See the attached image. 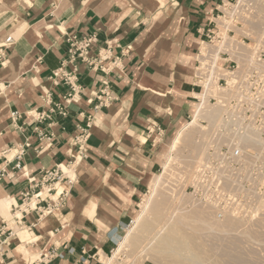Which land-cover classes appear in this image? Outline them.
<instances>
[{
	"label": "crops",
	"instance_id": "1",
	"mask_svg": "<svg viewBox=\"0 0 264 264\" xmlns=\"http://www.w3.org/2000/svg\"><path fill=\"white\" fill-rule=\"evenodd\" d=\"M25 1L0 0V45L14 40L0 65V152L10 150V160L28 143L18 163L39 177L73 161L78 126L90 120L91 131L63 208L25 230L29 241L19 232L3 248L0 264H18L13 251L19 245L35 258L54 249L60 257L47 264H98L100 253L115 250L112 236L132 223L138 201L159 172L162 142L190 118L197 89L187 75L201 41L198 29L208 26L222 0H166L164 6L154 0ZM92 35L96 42L88 56L109 47L122 60V71L105 74L70 61L68 38ZM55 71L74 77L80 87L70 99V88L55 84ZM105 85L113 99L107 107L98 100ZM147 90L161 95L159 106L169 112L148 107ZM58 105L65 117L58 110L49 115ZM38 114L49 119L37 122ZM157 129L163 137L153 145ZM16 164L0 158V223L28 188ZM35 222L33 214L25 218L26 226Z\"/></svg>",
	"mask_w": 264,
	"mask_h": 264
},
{
	"label": "built area",
	"instance_id": "2",
	"mask_svg": "<svg viewBox=\"0 0 264 264\" xmlns=\"http://www.w3.org/2000/svg\"><path fill=\"white\" fill-rule=\"evenodd\" d=\"M251 3L250 0H222L208 26L198 29L201 41L194 55L193 87L198 90L199 96L206 98L212 105L220 106L224 113L223 124L217 133L222 140L214 139L209 144L188 189L190 196L198 204L213 209L219 220L228 212L236 216L249 215L251 205L264 195V149H248L241 143V139L248 136H254L258 142L264 141V44L256 45L255 51L250 48L253 56L248 60L244 53L249 47L232 41L233 28L241 29L243 22L253 13ZM67 42L70 45V61L79 60L90 69L105 74L114 70L122 71V60L112 57L109 47L98 52L94 58L88 56L90 47L96 42L94 35L80 41L68 38ZM13 44V38L8 37L0 45V65L5 63L6 50ZM243 66L246 70L242 74L240 68ZM53 80L55 84L61 82L70 88L69 99L80 89L74 77L60 71L53 73ZM106 89L107 85L98 97L99 105L104 107L113 101ZM228 92L233 95L225 98L223 95ZM193 100L200 102L198 98ZM55 110L66 116L64 107L59 105L50 109L49 115ZM49 115L38 114L33 117L40 122L49 119ZM17 118V113L11 114L12 120ZM90 123L88 120L83 126L77 127L78 133L71 141L77 149L76 157L63 165L68 173L61 169L62 165H58L43 170L39 177L32 176L18 163L24 150L30 147L28 143L16 149L10 160L7 158L10 150L0 152V158L5 163L17 161V172L28 182V188L20 194L19 202L10 206L11 219L0 223V257L3 256V248L10 246V241L20 231H29L63 208L70 189L77 183L76 168L84 156L81 152L85 150L90 137ZM162 137L163 134L157 129L152 144L158 145ZM58 185L63 186L61 191H58ZM31 214L35 216L36 222L26 226L25 218ZM56 257L60 256L52 249L25 264H47ZM97 258L99 260V256ZM98 264L101 263L98 261Z\"/></svg>",
	"mask_w": 264,
	"mask_h": 264
},
{
	"label": "bare ground",
	"instance_id": "3",
	"mask_svg": "<svg viewBox=\"0 0 264 264\" xmlns=\"http://www.w3.org/2000/svg\"><path fill=\"white\" fill-rule=\"evenodd\" d=\"M154 1L160 6H164L166 3V0ZM250 1L253 5V13L247 21L243 22V29L238 30L233 28V30L235 29L237 32L243 30L247 34L256 35L258 43H261L264 40V0ZM244 55L249 60L253 56V51L248 48ZM170 67L172 68V64H170ZM240 69H242L241 71H245L246 67L243 66ZM173 92L179 94L177 89ZM147 94L146 98H148V101L146 103L148 107L153 108L157 114L161 115L169 112V109L164 112L154 102V99L161 95L158 96L157 93L156 95L150 90H147ZM230 95L232 96L233 94L228 92L223 96L226 98ZM194 96L200 102L192 107L190 122L185 127L183 126L179 131L180 133H178V137H175L173 140L168 138L170 140L169 151L175 153L174 158L177 156V160L191 169V181L197 167L204 158L209 144L214 139L217 141L222 140V137L217 133L223 124L224 113L220 106L209 105L206 98H202L198 94H194ZM201 120L208 123L206 132L203 131L202 126L199 124ZM188 129L190 131L189 134H183ZM197 129H200V134H198L199 140L192 138L193 131ZM241 143L248 149H264V141L258 142L254 136L242 138ZM170 163L171 160L168 159L163 165V172L159 175H153L154 178L149 181L150 193L148 196H142V201L138 204V212L134 216L131 226L127 227L125 236H112L117 244L113 259L121 253L129 252L133 256H144L145 260H151L153 264H243L248 262V258L251 259L249 257L250 254H259L258 250L254 251L255 246H259V250L261 249L260 251L263 253V256L256 255V258L258 256L264 260V214L263 218H260L261 221L258 220L259 222L255 221V223H252L250 216H236L229 212L225 214L223 219L219 220L213 209L198 204L194 199H192L194 201L188 200V205H186V202L185 204H181L183 199L187 198L185 194V197L183 195L182 197L180 196L183 198L181 202L179 201L181 205L174 204V201L170 197L171 189H169L170 187L167 189L169 177L173 174V167L170 166ZM61 169L68 173L65 166L62 165ZM57 189L61 191L63 186L58 185ZM169 192L170 194H168ZM173 193L171 195H174ZM12 202L14 201L12 200ZM263 209L264 195L257 199L254 206L256 212ZM88 211V216L92 217L95 211L94 205H90ZM206 237L212 240L211 246H209L208 240L205 239ZM15 252L19 255L17 258L19 264H23L24 258L29 257L27 250L23 246H17ZM100 254L102 257L104 256L102 253ZM111 260L108 258L106 264H110ZM253 261L251 263H255L256 260ZM261 264H264V262Z\"/></svg>",
	"mask_w": 264,
	"mask_h": 264
},
{
	"label": "rangeland",
	"instance_id": "4",
	"mask_svg": "<svg viewBox=\"0 0 264 264\" xmlns=\"http://www.w3.org/2000/svg\"><path fill=\"white\" fill-rule=\"evenodd\" d=\"M251 7H253V5H252V3H251ZM252 11H253V8H252ZM244 27V26H243ZM243 27L241 26L240 28L241 29H243ZM242 31V32H241ZM233 32H234V37H233V40L232 41H236L238 44H241V45H245L246 47H249V48H251V49H253L254 51L255 50H257V47H256V45H260V44H263L264 42V40L261 42V43H258V39H257V36L256 35H253V34H247L245 31H243V30H240V32L238 31H236L235 29L233 30ZM246 38L245 40H243L242 38ZM242 42H244L243 44H242ZM234 47H235V45H234ZM192 58L193 57H191V56H189V60H191L192 61ZM243 68V67H242ZM242 70V69H241ZM239 71H240V69H239ZM244 71H241V73H243ZM187 76H189V77H192V74L191 73H189ZM196 94H198V90H197V92H196ZM151 96H153V95H151ZM194 96V95H193ZM195 97V96H194ZM160 97H156V99L158 100V102H156V105H159L160 104V99H159ZM194 103H192L191 104V110H192V107L193 106H195V104H196V102L195 101H193ZM209 105H212V104H210L209 103ZM189 116H192V111H190V115ZM190 120H191V118H189V120H188V122H186L184 125H182V126H180L179 128H177V130L175 131V132H172V133H170L168 136H166V138L164 139V141L162 142V145H161V148H160V154L158 155L159 156V158H160V161H159V163H160V169H159V172L158 173H156V175H159V174H161L162 172H163V165L167 162V160L168 159H170L171 160V167H173L172 169H173V174L168 178L169 180V182H171L170 184H169V182L167 183V189L169 188V189H171V190H173V191H171L170 190V192H171V194L173 193L174 195H171L170 194V192L168 193V194H170V197L172 198V200L174 201V204H180L179 203V201L181 202L182 201V199L183 198H181L182 197V195L184 196V194L187 196V198L185 197L184 199H183V202H181V204L183 203V204H185V202H186V205H188V202L189 201H191L193 198L191 197L190 198V190L188 189V186H189V184H191L190 183V181H191V177H192V175L190 174V172H191V169L190 168H188L187 166H185V165H183L179 160H177V156H176V158H174L175 157V153H173V152H170L169 151V144H170V140H173L175 137H178V133H180L179 131L183 128V126L185 127L189 122H190ZM202 122H204V123H202ZM199 124L202 126V128H203V131L204 132H206L207 131V129H208V123L206 122V121H204V120H201L200 122H199ZM205 129V130H204ZM189 129L186 131V132H184L183 134H185V133H188L189 134ZM197 132H199V133H197ZM175 133V134H174ZM173 134V135H172ZM198 134H200V129H197V130H195V131H193V137L192 138H194V139H196V140H199V135ZM197 135V136H196ZM168 138H170V140H168ZM180 146V145H179ZM178 146V147H179ZM261 151V150H260ZM206 152V151H205ZM173 153V154H172ZM168 155V156H167ZM169 166V167H170ZM170 167V168H171ZM178 173V174H177ZM152 178H154L153 176L151 177V179ZM150 179V180H151ZM150 191V188H148V191H147V193L146 194H144V195H149V192ZM180 192V193H179ZM264 193V192H263ZM178 195V196H177ZM181 196V197H180ZM262 197V196H261ZM260 197V198H261ZM174 198V199H173ZM181 198V199H180ZM190 198V199H189ZM141 199H142V197H141ZM139 200L138 201V203L137 204H139L142 200ZM189 200V201H188ZM192 201H194V200H192ZM180 204V205H181ZM256 204V203H255ZM255 204L253 203L252 205H251V213L249 214V215H247V216H250L251 218V221H252V223H255V221L256 222H259V221H261V219L263 218V214H264V209L263 210H259V211H255L254 210V206H255ZM136 210H137V212H138V208H136L135 209V211H134V214L136 213L137 214V212H136ZM259 213H260V215H259ZM262 213V214H261ZM135 214V215H136ZM259 215V216H258ZM262 217V218H261ZM133 218V217H132ZM261 218V219H260ZM5 219L7 220V221H9L10 219H11V217H10V214H8L7 216H5ZM134 219V218H133ZM259 220V221H258ZM133 221V220H132ZM132 224V223H131ZM131 224H127L128 226H131ZM127 226V227H128ZM127 227H125L124 228V230H123V232H121V234H119V237H124L125 236V233H126V229H127ZM22 232V235L24 236V238L25 237H27V232L25 231V230H23V231H21ZM206 240H208L207 242L210 244H208L209 246H211V244H212V240L210 239V238H208L207 239V237L205 238ZM26 240L27 241H29L30 240V237L28 236L27 238H26ZM20 246H23V245H20ZM255 246V245H254ZM254 246H253V248H254ZM24 247V246H23ZM256 248H258V249H256V248H254L255 250L254 251H257L259 254H250L249 255V257L251 258V259H253L254 261H255V263H251L253 260H251V259H247V263L245 262V263H243V264H261V263H263L264 262V260L261 258L263 255V253L259 250V246H255ZM261 248V247H260ZM117 249V244H116V247H115V250ZM115 250L110 254V255H108V256H103L102 257V255L100 254V256H99V260H98V258H97V261H99L101 264H106L107 263V259L109 258V259H112L110 262L112 263V264H153V262L151 261V260H148V259H144L145 257L144 256H141V255H136V256H133L132 254V256L130 255V253L129 252H124V253H121V254H119V255H117V256H115L114 257V259H113V254L115 253ZM256 252V253H257ZM129 253V254H128ZM261 253V254H260ZM13 254L15 255V257H16V259L18 258V254L15 252V249H14V251H13ZM128 255V256H127ZM255 255V256H254ZM256 255H258V256H261L260 258L257 256V258H256ZM135 257V258H134ZM140 257V258H139ZM116 258H117V260H116ZM134 258V259H133ZM145 260H143V259ZM35 259V257H26V258H24V264L26 263V262H29V261H31V260H34ZM136 259V260H135ZM142 259V260H141ZM258 259V260H257ZM18 260V259H17ZM139 260V261H138ZM103 263H102V262ZM105 261V262H104ZM134 261V262H133ZM144 261V262H143ZM151 261V262H150ZM241 261V260H240ZM250 261V262H249ZM253 261V262H254ZM260 261V262H259ZM109 262V263H110ZM135 262H138V263H135ZM139 262H141V263H139ZM259 262V263H258ZM110 263V264H111ZM19 264V263H18Z\"/></svg>",
	"mask_w": 264,
	"mask_h": 264
}]
</instances>
